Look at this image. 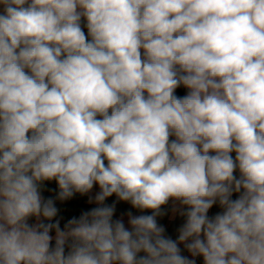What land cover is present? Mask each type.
<instances>
[{"label":"clouds","instance_id":"obj_1","mask_svg":"<svg viewBox=\"0 0 264 264\" xmlns=\"http://www.w3.org/2000/svg\"><path fill=\"white\" fill-rule=\"evenodd\" d=\"M197 257L264 264V0H0V264Z\"/></svg>","mask_w":264,"mask_h":264},{"label":"trees","instance_id":"obj_2","mask_svg":"<svg viewBox=\"0 0 264 264\" xmlns=\"http://www.w3.org/2000/svg\"><path fill=\"white\" fill-rule=\"evenodd\" d=\"M82 24L84 25V23H82ZM84 31L87 34L86 27H84ZM186 91L187 90L184 89L183 87L178 88L177 89V95L183 96L184 94H186ZM234 174L237 175L236 173H234ZM236 195L237 194L233 195V199L236 198ZM43 196L45 198L52 197L50 192L47 191V189H45ZM52 198H55V197H52ZM113 200H115V196L108 198L106 203H111ZM56 207L59 209V212H58L57 216L53 218L52 221L45 220L42 217H41V220L44 223H55L56 220H59L60 221V227H61V229H63L65 224L67 223L68 219H70L73 216L79 217V215L81 214L82 211L88 210V209H90L92 207H96V206H92V205L87 203V195L80 196L79 194H76L72 199L67 200V201L61 202L59 200H56ZM166 208H168V210H169V206H166ZM215 208H216V205H214V209ZM129 210L130 211L133 210V208H131L130 204H127L126 202L118 203L116 213L114 215V219L119 218L121 213H124V212L129 211ZM28 222L30 224H35L37 222V220L35 217H31V218H29ZM50 234L51 235L55 234V230H52V232Z\"/></svg>","mask_w":264,"mask_h":264},{"label":"rangeland","instance_id":"obj_3","mask_svg":"<svg viewBox=\"0 0 264 264\" xmlns=\"http://www.w3.org/2000/svg\"><path fill=\"white\" fill-rule=\"evenodd\" d=\"M82 27H83V24H82ZM85 34H86V32H85ZM234 156H235V154L233 153V157ZM45 189H47V191L50 192L52 197H55L56 194L59 191L58 185H57L55 180H53V181H45V182L42 183V185H41L42 195H43ZM119 203H121V202H119ZM164 207H166V206H164ZM219 211H220V208H219L218 205H216V208L215 209L213 208V210H212V215L216 214ZM147 214H151V211L148 210ZM165 219H166V216H164L162 218L158 217V223H162ZM183 222H184V218L180 217L176 222H174L169 228L166 229V235L170 236L174 240L177 239V237H178V228L183 224ZM180 247L183 249V245H180ZM183 254L187 255V256H189V258H191L190 254L187 253L186 251H183ZM196 259H197V264H203L202 257H197Z\"/></svg>","mask_w":264,"mask_h":264},{"label":"crops","instance_id":"obj_4","mask_svg":"<svg viewBox=\"0 0 264 264\" xmlns=\"http://www.w3.org/2000/svg\"><path fill=\"white\" fill-rule=\"evenodd\" d=\"M82 23L86 24V21H83V19H82ZM236 174L239 175L238 171L236 172ZM97 191H99L98 186H94V188H93V190H92V193H90V194H91V195H94L95 192H97ZM87 199H88V196H87ZM90 205H92V206H97L95 203L90 204ZM168 206H169V213H168V215H167V217H166V220H164L162 223H160V224L164 225L166 229L169 228L174 222H176V221L180 218V216H179L178 214H177L174 218L172 217V213H171V206H172V205H171V201H170V203H169ZM177 206H178V205H177ZM213 208H214V206H213ZM213 208L210 209V211H209V215H210V216L212 215V210H213ZM147 211H148V210H145L144 213H141V212H140L139 210H137V209H133V210H132V212H133L134 215L147 214ZM124 219H125V223L127 224V217L125 216ZM37 222H38V221H37ZM37 222H36V223H37ZM52 236L54 237L55 234H52ZM53 243H54V240H53Z\"/></svg>","mask_w":264,"mask_h":264}]
</instances>
